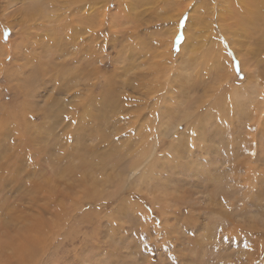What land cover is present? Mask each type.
<instances>
[{
	"label": "rangeland",
	"instance_id": "rangeland-1",
	"mask_svg": "<svg viewBox=\"0 0 264 264\" xmlns=\"http://www.w3.org/2000/svg\"><path fill=\"white\" fill-rule=\"evenodd\" d=\"M75 1L0 0V119L16 128L0 134V264H264V121L254 127L264 77H248L264 66V33L245 40L237 0H101V80L116 62L127 70L119 81L140 76V93L116 88L130 113L74 127L68 113L86 101L68 94L60 62L73 55L51 61L45 40L21 46L20 35H44L40 24L57 23ZM224 1L231 35L214 17ZM28 78L29 99L12 103L10 86ZM55 101L61 122L48 114Z\"/></svg>",
	"mask_w": 264,
	"mask_h": 264
},
{
	"label": "bare ground",
	"instance_id": "bare-ground-1",
	"mask_svg": "<svg viewBox=\"0 0 264 264\" xmlns=\"http://www.w3.org/2000/svg\"><path fill=\"white\" fill-rule=\"evenodd\" d=\"M12 1H15V0H12ZM22 1L24 2V1H31V0H22ZM100 1L101 0H83L82 1V5L78 4V6H76V8H78V9H76L75 11H73V9H75V7H70V6L69 7L66 6V7H63L61 9L57 10V13H58V11H61V10L63 11V9L66 10V12H67L66 16H62L60 14L56 15V16H58V19L61 17V18H63L62 20H67V24H61V22H62L61 18L57 21V23H56V21H55V23L52 22L53 25L51 24V21H49V23L47 22L45 24H40V27L44 28V30H46V28H50V30H48V32L44 33V35L43 34L41 35L39 33H35L34 31L31 32V29L29 30L30 34H28L30 36L29 39L26 37L25 31L22 33V35H20L21 36V38H20L21 39V41H20L21 46H27L29 43L33 42V44L36 47L37 46L36 42H39V43L41 42L40 38H42L43 41L45 40L49 44L48 47L50 49H48V51L50 52L51 61H56V60H59L61 58L63 59V57H65V56L73 55L72 56L73 58L71 60L67 61V62H65V60L60 61V62H63L64 68H66L68 71L71 72L70 76L68 78L69 80L67 81L68 84L66 85V87H67L66 91L68 92V94L72 93V92H75L78 95L79 94H83L84 98H85V101H86V106H85V104L79 105V107L74 106L72 108V110L69 111L68 118H69L72 126H74V124H76L77 121H83L85 119H92L90 121H93V122L95 121L96 123H101L103 120L109 119L110 116L115 118V117H117V116H119L121 114L129 112L130 108H126V107H128L129 104H131L132 101L130 100L131 102H129L128 101L129 100L128 95L125 96V98H124L123 94H122L123 98H122V95L120 97V99H122V101L117 99L118 96H117L116 88L123 89L124 91L125 90H129V91L132 90L133 93H137V94L140 93V89H139V87L137 85V82L140 81L139 80L140 76H137L136 78H128L126 80L119 81L117 79V77L118 76L119 77L127 76V70H126V67L117 66V63L114 62L115 60L113 61L115 63V65H116L115 75L114 76H110L108 78H105L104 81L101 80L102 78H104L101 75V67L102 66H106V64H105V60L103 59V57L100 56V53H101V39H102V36H103L102 32L99 29V27H100L99 26V22H100L99 18H101V17H99V13H100L99 12V3H100ZM75 2H77V0ZM77 3H75V4H77ZM103 4H105V3L103 2ZM106 6H107V4H106ZM221 6L223 8L218 9V12L214 15V17L218 18V20L220 22L219 26L224 28L225 34L226 35H231V34H228L229 30H230V26H229V28H227V30H226V27L224 26V25H226L228 23V20L226 19L227 5H226L225 1L221 4ZM27 8H29L30 10H25V12L26 13H32V14L36 13L37 10H41V7L38 8L36 6H29ZM58 8H60V7H58ZM206 8L211 10L213 8V4L206 5ZM233 10L234 11L231 12V13L233 14L234 19L239 21L238 23L243 28L242 29L243 33L245 32V34H246L245 40H250V43L251 42L253 43L254 41H256V44H258L257 40H258L259 36L264 33V0H237V2L235 4V8ZM123 12H125V11H123ZM43 13H44V11H43ZM70 13H71V16L73 17V19L69 18V14ZM102 14L104 15V12ZM102 14H100V15H102ZM38 15L40 16V14H38ZM4 17L10 18L9 15L8 16L5 15ZM239 17H240V20H239ZM51 18H53V17H51ZM45 19H46V16H45ZM101 20H104V19H101ZM107 20H108V18H107ZM42 21H44V20H42ZM42 21H40V22H42ZM191 22L192 21H188L187 25H189ZM115 24H116V22H115ZM37 26H35L34 30L35 29L36 30L40 29V27H37ZM101 26H102V24H101ZM103 26H104V24H103ZM116 28H117V26H116ZM191 28H192V26L190 24L189 29H191ZM101 29H103V28H101ZM117 29H119V28H117ZM113 32H110L111 36H109V39L107 41L112 43V44L114 43V47L113 48H117L118 47V42H120V41L118 39L117 33H116V36L112 35ZM119 33H122V32H119ZM222 37L224 39H227L226 36H222ZM256 38H257V40H256ZM60 39L61 40L67 39L68 43L65 44L64 42H61L62 45L63 44H65V45H63L61 47H58V45H60L58 40H60ZM174 42H175V40L173 39V42L171 44L173 45ZM51 46H53V47H51ZM110 48H111V46H110ZM34 49H36V48H34ZM40 49L43 50L44 48H40ZM260 49H261V47L259 45L258 46L254 45V46H252V48L250 50L251 51L250 54L257 55V54L260 53ZM239 50L240 49H237L238 52H239ZM124 53H125V50H124ZM2 66H3V64H2ZM252 66H254V65H252ZM16 69H17V67H16ZM258 71H259L258 68H257V70H253L252 71L253 74L249 73L248 77L250 79L253 78L255 82H256V78L257 77H260L261 79H263V77H264V66L262 65V69H261V71H259V73H258ZM3 72H5V71H2V69H0V73H3ZM17 73H19V72H17ZM7 74H9V75H6V76H9L7 78V81H8V79H10L12 77V75L10 73H8V72H7ZM28 81H29V78L26 79L25 81L23 80L22 83L18 84V86H15L16 87L15 90H11L10 89L11 86H10L9 91L15 92L12 103H14V104L17 103L18 100L20 98H22V97H25V98L29 97V94H26L25 92L23 93V89H22L23 86L27 87L26 85L27 84L29 85L30 82H28ZM60 91H62V90H60ZM120 91H122V90H120ZM148 92H150V91H148ZM151 93H152V91H151ZM249 93H250V91H249ZM233 94H235V92ZM146 95L148 96L150 94H147V92H146ZM157 96H159V95H157ZM125 100L127 101V103L125 102ZM149 101H150V98H149ZM158 102H159V100H158ZM147 104L145 102V105H147ZM261 104L264 106V98H263ZM261 104H259V106H262ZM51 106H52V111L47 110V111H49L48 112L49 116L55 118L56 119L55 121L61 122V119L59 118L60 117V113L58 112L57 109L56 110L53 109L54 106H55L54 108L58 107L57 102L55 101L54 103L51 104ZM157 106H158V104H157ZM19 107L20 106H18V108ZM161 107H162V105H161ZM161 107H160V109H161ZM166 107H167V105H166ZM80 110H83L84 112L82 114H80L79 113ZM30 111H33V107L32 106L30 107L28 112H30ZM92 112H96V114L93 115ZM48 114L46 113V117H49ZM247 114H249L248 115L249 118H251L252 116L256 117V116H254V114H251V112H249V111L247 112ZM262 116L263 117H260V118H258V117L254 118V120H255L254 125H256L254 127L257 128L259 120H260L259 121V127L262 125V121H264V115H262ZM9 118L0 119V134L2 135L3 138L8 137V135H7L8 131H9V135L12 133L13 130H14V134H15V131H16L15 127L10 129L11 122L9 121ZM17 118H19V117L17 116V117H14L13 119L14 120H18ZM120 118L121 119H117V121H116L118 124L120 122H123L124 121L123 119H126L124 116H121ZM229 121H231V120L229 119ZM106 122H105V124H106ZM132 123L135 124L132 127V130L135 131L136 128H137V123H139V122H138V120H136L134 122L132 121ZM77 124H78V122H77ZM230 124L231 123L229 122L227 125L230 126ZM84 127H86V126H84ZM102 127L103 126H101L100 129H101V132L103 133V131H105V129L102 128ZM120 128L122 129L121 126H120ZM231 128H233V126ZM234 129H236V128H234ZM261 133H262V135H261V138H260V143L264 147V131H262ZM129 135H130L129 137H131L133 139L134 135H132V134H129ZM141 136H143V135L141 134ZM78 137H79L80 143H82L83 138H80L79 135H78ZM135 137H136V135H135ZM102 138L104 139L106 137H102ZM74 140L77 141V138L76 139L74 138ZM104 141H105V139H104ZM107 145L110 148V151L105 155L107 160H108V156H110L111 158L113 157L112 154L116 151V147L114 146L115 144L112 143V142L107 144ZM120 145L124 146V149L129 147V145L127 143L123 144V145L120 144ZM178 147H179V144H178ZM86 150L87 149L84 148V151H86ZM95 153H98V152H95ZM87 161L85 160V162H87ZM85 162H84V164L88 165V163H85ZM104 162H106V159L104 160ZM89 163H96V162L89 161ZM101 165L98 164V166L102 167L103 165L102 166ZM3 169H4V165H3Z\"/></svg>",
	"mask_w": 264,
	"mask_h": 264
}]
</instances>
